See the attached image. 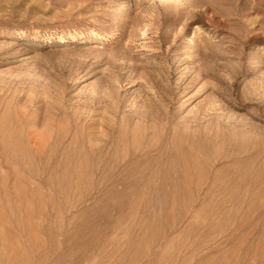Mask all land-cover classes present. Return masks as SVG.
I'll return each mask as SVG.
<instances>
[{
	"label": "rangeland",
	"instance_id": "1",
	"mask_svg": "<svg viewBox=\"0 0 264 264\" xmlns=\"http://www.w3.org/2000/svg\"><path fill=\"white\" fill-rule=\"evenodd\" d=\"M0 264H264V0H0Z\"/></svg>",
	"mask_w": 264,
	"mask_h": 264
}]
</instances>
